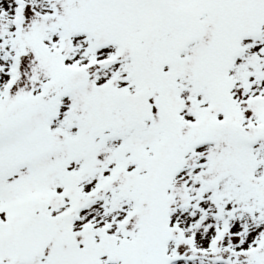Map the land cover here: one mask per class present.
<instances>
[{"label":"snow or ice","instance_id":"snow-or-ice-1","mask_svg":"<svg viewBox=\"0 0 264 264\" xmlns=\"http://www.w3.org/2000/svg\"><path fill=\"white\" fill-rule=\"evenodd\" d=\"M0 264H264V0H0Z\"/></svg>","mask_w":264,"mask_h":264}]
</instances>
